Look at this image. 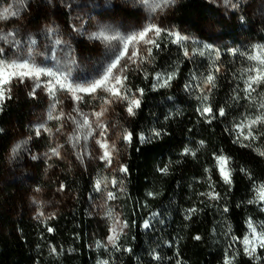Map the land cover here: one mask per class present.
<instances>
[{
    "label": "trees",
    "instance_id": "obj_1",
    "mask_svg": "<svg viewBox=\"0 0 264 264\" xmlns=\"http://www.w3.org/2000/svg\"><path fill=\"white\" fill-rule=\"evenodd\" d=\"M171 19L183 33L208 38L209 30L216 28L223 42L235 44L211 61L200 55L185 58L183 49L162 36L160 49H153L155 58L128 74L127 87L133 92L141 88L144 94L141 108L135 116H127L124 124L133 138L123 156L128 172L122 218L128 233L118 242L119 250L98 248L109 236L108 227L93 217V176L81 172L66 177L73 201L51 220L8 218L3 222L0 216V264H101L105 260L109 264H224L226 252L236 255L234 264H254L232 235L243 238L249 218L264 223V205L249 203L256 195L254 185L264 184V156L259 154L264 151V134L253 147H244L249 141L241 137L234 142V125L256 115L264 99V83L251 99L243 92L245 70L253 64L246 57L249 51L239 45L249 39L264 42V25L243 28L237 18L229 22L219 17L205 0H182ZM215 65L220 68L214 73L216 87L204 89L202 82ZM176 69L178 75L170 87L153 88L156 73ZM186 84L191 90H185ZM201 91L208 92L214 112L224 107L227 115L208 123L198 112ZM237 93L239 99L234 100ZM35 105L32 100L12 99L0 112V180L13 140L12 128L29 122ZM256 128L264 130V125ZM153 129L160 130L162 136L141 144L138 134L150 135ZM185 148L195 155H184ZM222 153L230 158L231 186L217 171L216 156ZM163 167L168 168L166 174L160 171ZM209 176L218 200L201 195L211 190ZM189 209L196 211L190 213ZM145 221L151 224L149 229L143 227ZM197 236L200 239H195ZM259 264H264V259Z\"/></svg>",
    "mask_w": 264,
    "mask_h": 264
},
{
    "label": "rangeland",
    "instance_id": "obj_2",
    "mask_svg": "<svg viewBox=\"0 0 264 264\" xmlns=\"http://www.w3.org/2000/svg\"><path fill=\"white\" fill-rule=\"evenodd\" d=\"M211 7L217 10L219 17L232 21L237 18L241 27H254L264 25V0H238V6L233 8L226 0H205ZM182 0H174L168 7L162 10L158 6L162 0H150L154 11L149 5L141 3V0H25L26 7L21 10L18 17H12L7 21H0V28L5 31L15 30L19 39L26 41L28 37L37 40L35 60L38 64L52 67L56 61L51 59L55 51L60 67L71 72V80L85 84L94 78H98L104 67L115 57L122 45L113 41V46H107L100 40L89 37L102 29L109 34L119 33L127 36L142 30L148 24H156L165 29L173 30L189 37L185 43L189 51L200 49L204 44L211 45L219 50V57L223 51L231 49L235 43H225L218 36L219 29L208 32V38H199L196 34L183 33L173 24L172 14L181 5ZM237 0H233L236 3ZM71 7H68V5ZM18 7L17 0H2L0 12L4 7ZM129 13V15H127ZM49 29L55 32L49 33ZM63 39L72 50L71 55L63 50L64 46L56 48L53 44L55 38ZM0 45L8 48L9 45ZM253 54L256 46H264L263 41L246 40L239 44ZM26 48L27 44H23ZM143 45L141 51L143 52ZM19 50L13 49L10 58H16ZM131 52V46L129 47ZM246 55V57H247ZM211 61L219 59L215 53L205 55ZM47 57V59L45 58ZM125 60L121 61L123 66ZM252 64L255 62L251 61ZM140 68V67H139ZM136 64H130L124 74L128 76L139 69ZM126 84L127 82L124 81ZM31 82L14 84L12 99H28L35 101L32 111V119L25 125H16L12 128L13 140L5 156V165L0 180V216L4 222L11 218L18 221L21 218L31 219L35 222L51 220L67 209L73 201V194L66 187V177L77 173H85L93 176L95 195L92 198L93 217L103 220L108 227V235H112L110 228L117 220L126 224L122 218V200L126 193L124 186L125 173L120 171V165H124V154L127 143L123 139L124 124L128 115L124 102H114L103 105L106 108L101 122L107 127V140L109 145H115V151L111 153L112 164L109 166L99 159L103 150L95 142L100 139L99 129L90 135L85 141L81 138L78 147H73L69 137L74 134L76 125L65 118L63 121L48 118L52 110V100L43 91L38 89L35 98L28 95L31 91ZM107 93L98 90L97 96H106ZM61 103L57 105L56 112L63 111L65 116L72 114L74 103L67 93H60ZM11 99V100H12ZM8 101V100H7ZM101 101L90 96L84 97V102L79 104L83 113L90 114L99 111ZM95 119L94 117H90ZM80 119V117H77ZM63 124V128L57 131V127ZM42 127L41 135H36V129ZM43 128L51 129L52 134L43 131ZM26 141V144L22 142ZM21 144L20 150L13 155V148ZM58 145L60 156H53L51 149ZM81 149L85 150L83 159L80 156ZM35 157V159L33 158ZM118 183L114 186L112 180ZM103 181L98 190L96 183ZM123 186V191L120 186ZM113 192L116 199L108 200L107 193ZM111 210V216L108 215ZM127 225V224H126ZM128 233L125 227L120 234L117 243ZM108 236V238H109ZM108 238L100 241L98 248L105 250L114 249ZM242 247V245H241ZM264 250H259L261 252ZM262 253V252H261Z\"/></svg>",
    "mask_w": 264,
    "mask_h": 264
},
{
    "label": "snow or ice",
    "instance_id": "obj_3",
    "mask_svg": "<svg viewBox=\"0 0 264 264\" xmlns=\"http://www.w3.org/2000/svg\"><path fill=\"white\" fill-rule=\"evenodd\" d=\"M142 4L149 5L150 10L154 11V7L151 5L150 0H141ZM174 3V0H162V3L158 6L161 10L164 7L170 6ZM229 6L235 8L238 6V0L236 3H233V0H226ZM18 7L14 10L12 6L4 7L3 11L0 12V21H7L12 17H18L21 10L26 7L25 0H17ZM68 7H71L69 4ZM49 33L55 32L54 29H49ZM169 39L172 43L177 44L181 49H183V55L185 58H191L192 55H205V52L209 54L215 53V56L219 57V50L213 49L211 45L204 44L200 49H193L190 53L186 41L189 40V37L182 35L181 33L175 32L173 30L165 29L156 24H148L142 30L135 32L127 36H121L119 33L109 34L108 30L102 29L96 33H93L89 38L100 40L105 43L107 46H113L112 42H119L122 47L116 52L115 57L104 67V70L101 72L98 78H94L90 82L85 84H79L71 80V72L60 67V62L57 60L55 51H53L51 59L56 61V64L52 67H49L44 64H38L35 60V50L37 45V40L34 37H28L26 41H23L18 37V33L15 30L5 31L0 28V42L3 45H9L8 48L0 45V112L4 110V106L7 100L12 99V88L14 84H25L26 81L31 82V91L28 93L29 96L35 98L37 90H43L49 98L52 100L51 111L49 112L48 118L50 120L55 119L58 121H63L65 118L72 120L76 125L74 134L69 137V141L72 143V146L78 147L83 138L85 141L90 135H93L96 129H99L100 139H97L95 142L103 150L102 155L99 157L107 165L112 164L111 153L114 152L115 145H109L107 140V127L101 122V117L104 115L106 108L103 105H110L114 102H124L126 104V111L129 116H135L136 110L141 108V98L143 97L144 90L137 88L133 92L124 81L127 80V76L124 74L125 69L128 68L130 64H136L139 68L142 64L149 62L154 59L153 49H160L161 37ZM27 44V47L24 48L23 44ZM53 44L56 48L64 46L63 50L67 51L71 55V48L63 39L57 36L53 41ZM141 45H143V52L141 51ZM131 46V52H129V47ZM13 49L19 50L16 54V58H10V54L13 53ZM232 54H236V50H232ZM244 55V53H241ZM47 59V57H45ZM249 61L255 62L252 66L247 68L245 72L247 73V78L244 80L243 92L246 93V98L251 99L252 93L256 91V88L264 83V46H256L253 54L247 55ZM125 60L123 66H121V61ZM220 68L218 65L214 66L212 72L204 78L202 85L204 89L215 88L216 87V76L214 73H218ZM147 72H145V77L147 78ZM178 69L171 72H158L155 74L154 79L156 81L153 84L154 89L170 87L172 81L177 77ZM191 85L186 84L185 90H191ZM200 88V85H197ZM239 89V86H237ZM101 91L107 93L106 96H97V92ZM60 93H67L74 103L73 111L76 113V116L68 114L67 117L65 113L61 110L58 113L56 112L57 105L61 103L59 98ZM90 96L93 99H99L101 101V108L99 111H93L90 114L83 113L79 108V104L84 102V97ZM202 100V106L198 109V112L201 116L205 117L208 123H211L217 117H225L227 115L225 108L220 107L217 111H213L212 105L208 103L209 94L207 91H201L199 97ZM234 100L239 99L238 93L233 96ZM80 117V119H77ZM94 117L95 119H91ZM264 125V99L260 100L258 105L257 114L254 116H246L239 123L234 125V131L237 132V137L234 142H239L241 137L244 140H248V144H244V147H253V142L256 141L261 134H264V130L257 131L256 126ZM42 127L36 129V135H41ZM63 128L61 123L57 127V131H60ZM245 130H247L245 132ZM43 131L52 134L51 129L43 128ZM166 134V133H163ZM162 132L157 129L151 130L150 135H145L144 133L138 134V140L141 144L151 143L153 138H160ZM133 134L127 129H124L123 139L127 144L132 143ZM26 144V141L22 142ZM203 144V141H201ZM21 144H17L13 148V155H15L21 148ZM60 147L58 145L51 149V154L53 156H60ZM259 148V146H257ZM139 151V149H137ZM85 150L81 149L80 156L78 158L83 159ZM184 155H195V152H192L191 149L185 148ZM261 156H264V151H259ZM35 159V157H33ZM217 162V171L220 174V178L225 184L229 186L232 185V169L229 167L230 158L223 155L216 156ZM120 171L127 174L128 169L126 165H120ZM162 173H167L168 168L163 167L160 169ZM245 171V169H241ZM247 174V173H246ZM209 188L211 189L207 193H201V195H206L209 199L218 200L220 198L219 193L215 192L213 184L211 182V176L208 177ZM103 181L98 180L96 187L99 190L100 185ZM118 182L113 179L112 184L115 186ZM120 190L123 191V186L121 182ZM255 197L250 200L249 203H255L257 205H264V184L254 185ZM149 195H153L149 193ZM108 200L116 199V195L113 192L107 193ZM225 212L228 211V208L223 209ZM196 209H189V212H195ZM111 216V210L108 213ZM248 232L243 237H237L232 235V240L234 243H239L243 247V252L249 259L254 261V264H259L261 259H264V254L258 252L259 250H264V223L256 224L251 218L246 221ZM127 227L126 224L116 221L112 224L110 231L112 235L108 238V243L115 249L119 250V245L117 243L120 234L123 229ZM145 229H149L151 224L148 221H145L143 224ZM50 232L53 229H48ZM195 239H200L199 236ZM233 245H229L231 248ZM55 252V249H53ZM125 251L131 252V249H125ZM155 259L159 260L160 257L156 255ZM236 255L225 254L224 264H234ZM101 264H109L107 260L102 261Z\"/></svg>",
    "mask_w": 264,
    "mask_h": 264
}]
</instances>
